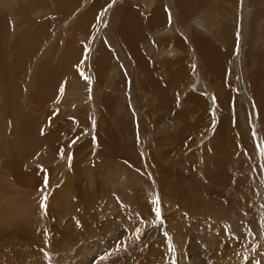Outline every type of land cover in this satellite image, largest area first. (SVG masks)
I'll return each instance as SVG.
<instances>
[{
	"label": "rangeland",
	"instance_id": "1",
	"mask_svg": "<svg viewBox=\"0 0 264 264\" xmlns=\"http://www.w3.org/2000/svg\"><path fill=\"white\" fill-rule=\"evenodd\" d=\"M74 1L64 0L58 4L56 0H40L39 3L32 0V4L36 3L39 7L44 5L49 8L43 7L41 10L38 9L32 12L31 16L28 15L30 22L34 21L37 23V25L36 23L28 25L26 24L28 22L25 21L27 20L26 14L21 8L24 7V4L25 6L26 4L28 5L29 0H0V12L3 11L7 18L2 14L3 12L0 14L6 18L4 23L7 22L8 24L5 23L6 27L3 25L0 30V33L2 32V35H0V264H27L33 262L36 258H40L41 255H43V258L46 256V259L44 258L46 260L44 261L45 264H63L64 261V264H78V262L79 264H102L105 259L106 264H132V262L134 264H152L153 262L155 264H163L167 259L169 264H185V259L193 261L195 264H200V262L208 258V254L211 252L208 250L210 244H205L203 241L207 239L204 238L202 240L203 246H200V242H197L198 239L201 241L199 228L211 232L212 221L214 220L213 215L220 213L218 208H213L210 205V201L213 198L220 202L221 207L232 205L233 208H230L227 214L239 220L234 221L240 229L244 228L248 234L246 241L240 242L241 246L264 239V128L259 119L258 107L255 104L253 92L245 80V74H247L245 58L248 55L247 51L254 43L250 33L252 32L251 23L254 8L251 6L250 1L209 0L206 5L198 9L200 13L198 14L197 11H194V18L189 20V28L198 30L200 34L205 35L207 38L216 36L217 25L210 21V18L216 13H219L220 19H226V23L228 20V23L234 21V24H236L233 28L235 33L232 32L233 40L235 39V54L233 53L234 58L230 60L229 72L232 75L233 93L237 97V106L231 108V113L226 120L230 121L232 116H236L237 126L241 128L240 131L242 132L240 134L236 132L230 142L226 143L227 151L226 145L223 146L225 152L222 154L214 152L209 144V141L216 135L218 123L225 119V112L220 108L215 95L216 90L214 89L216 88L210 86L205 88L203 78L199 77L202 68L195 64L197 53L192 46L188 52L192 57L193 71H182V65L178 64L179 60L177 61V59L184 58L185 54L182 50L174 47L172 40L163 38L172 36L176 32L182 33L185 38L189 37L188 29L181 26L178 17L175 15L173 0H162L167 17L165 24L154 31L147 28L140 31L139 33L143 34L145 39L138 44V47L145 61L149 64V61H151V64H155L158 61L157 66L162 67V69H157L160 70L157 78L164 88H168L166 81L171 78L172 72H175L173 70L178 72L173 73L174 81L177 82L175 87L171 86L172 88L164 94L166 96L164 101L167 102L171 99V104L175 103L176 111H181V113H187L188 111L187 121L190 123L187 122V124H190L189 126L192 125V128L194 126L193 129H189V132L191 130L192 133L190 132L188 136L187 130L183 132L184 134H181V128H178L176 120L172 121L170 118H168L169 120L165 118L164 123L157 120L158 114L166 115L164 110H160L162 108L157 107L158 111L155 110L160 98L157 96L158 99L154 102V93L147 91L148 95L147 93L144 95V91L139 89L138 84L140 82L137 79L139 74L136 71L137 66H135L137 64L130 59L131 53L125 43H122L118 38H113L112 40L111 33L109 34L111 31L109 24H111L112 20V11L117 9L121 3L140 4L143 9V17L146 18L152 13L150 8L152 0H114V2L113 0H100L99 7L97 5L98 1L95 0H76L73 3ZM55 7L59 8L57 9L59 12L55 10ZM68 7H71V9ZM132 9L135 10L133 7ZM231 10L233 15L229 14ZM207 11L209 14L213 13L214 15H204L206 19H203V14ZM223 15L224 17H222ZM85 16L89 20L83 21V24L85 23L87 26L81 28L79 26L82 22L79 23L78 20ZM38 24L44 27L42 31L40 29L33 34L35 25L38 27ZM77 25L79 26L77 27ZM29 28L30 32L27 30ZM22 29L28 31H26V35L30 36V40L36 37V39H32L33 42L32 40H27L26 38L29 36H26L25 40L27 42L30 41L28 45L34 43L37 45L35 42L37 36L42 38L36 49L33 48V54L28 57L29 61L27 60V63L24 61L27 58L19 55L17 50L20 47L18 44L21 42L16 39L19 38L22 41L21 37L23 39L25 37L20 34L23 32L21 31ZM32 29H34L33 32ZM43 33L44 36L42 37ZM157 37L163 39L160 40ZM13 39L19 43H16ZM258 46L259 48L264 46L263 42L259 41ZM150 50L154 51L151 52ZM162 50H168L169 55ZM162 52L165 54L163 55ZM101 57L103 61H105L104 59L108 60L110 65L107 66L105 71L98 73L95 61ZM14 60L17 62L19 60V62L16 63ZM162 60L165 63L169 61L167 63L169 65L172 63V65H166L167 63L165 64ZM172 60H174V63L177 62V65ZM161 61L162 64L159 63ZM157 66L155 68H159ZM113 68H118V71H114ZM8 69L10 73L6 71ZM166 69L168 71L173 70L167 74ZM179 73L182 74L179 75ZM249 74L247 75L249 76ZM201 75L204 76L203 73ZM17 77L19 78L17 79ZM178 83L183 86H179ZM30 89L34 91L33 98L29 96ZM35 89L37 92H35ZM193 93L206 97L210 103L212 108L210 124L212 128L208 129L209 124L208 127L204 126L206 130H199L200 127H204L198 125L197 122L200 121L196 122L195 115L191 112V105L187 102L188 95ZM31 103L33 104L32 106L30 105ZM19 111L23 112V115L30 113L29 115L32 116L34 129H37L36 131L34 130L37 133L35 135L38 140H36L40 144L34 140L35 143L32 142V145L29 144L28 146V144L21 141L20 115L17 114ZM152 113L155 115L152 116ZM117 116L120 119L122 118V120L119 121V118H114ZM115 120L118 122H114ZM72 122L73 124L76 123L74 130L72 128L76 137L74 138V135L69 136L65 139L66 141L56 143L55 133L58 132L59 127L63 129L72 125ZM103 129L105 131H102ZM107 130L109 132L112 130V132L116 133L117 142L123 147L122 153H116L114 149V153L107 150V148H111L109 143L111 139L105 138ZM15 132L17 133L16 135ZM102 135L105 138L102 139L105 141L102 139L100 141ZM18 139L19 141H16ZM103 142L105 145H102L104 146L100 144ZM23 144H25V149ZM54 147L58 148L55 149ZM153 158L158 159L155 168L153 166V161H155ZM157 163L164 164L171 169V173L169 172L171 179H169L170 174L166 178H162V175H159ZM129 174H131V177L128 176ZM110 175L113 176L110 177ZM224 175L226 177H223ZM68 178H70V181ZM103 178L107 181L104 182ZM43 181L44 183H42ZM99 182H102V185ZM60 183L62 186H60ZM112 185L115 188H123L124 192L128 189L129 191L127 190L126 192L134 198L132 201L136 202L137 206L141 202L140 199L145 202L144 198H146L150 209L146 205L147 207H145L148 210L145 208V212L151 214L150 211H152L156 218L155 221L151 220L152 216L149 217V220L147 219L148 217H143L140 212H138L139 218L132 224L117 220L114 217L116 214L110 215L109 209L113 203L116 202L119 205L120 211H123V208L127 205L116 196L121 190H112L114 188ZM133 185H137V190H140L141 193L139 197L134 193L138 201H135V195L131 192L130 187H133ZM69 186L71 189H69ZM32 189H35V191ZM105 189L107 190L105 191ZM126 192L125 195L127 196ZM191 193L196 200L193 207L187 205L189 203L188 195H191ZM44 197H47V199L45 200ZM157 198L159 200L158 204L154 203ZM178 198L182 202L188 203L186 204L187 208L182 207L177 212V215H175L176 219L175 216V218L172 216L174 213L172 211L177 208L174 207V203H177ZM56 205L60 207L53 209ZM61 206L64 212L67 211L66 213L63 214ZM65 206L66 208H64ZM157 208L160 210L158 217ZM49 211L52 212L50 213ZM240 213L244 218H242ZM82 214L85 215L82 216ZM110 216L116 219L112 217L110 219ZM84 217L85 219L87 217L91 218L87 222L94 224V229L92 224H89V226H92L89 227L88 223L84 222ZM92 217L94 219L98 217L96 220L99 222L94 221ZM39 221L42 224H39ZM101 223L102 226H110L112 230L115 229L113 234L107 237L98 234H93L94 237L91 236L89 232L92 230H95L94 233L99 232L98 226ZM139 223L143 227L137 234L140 239L142 236L145 237H142L145 240L136 239V241V237L132 238V233L133 228ZM48 224L51 228L48 227ZM227 224L228 222L220 223V229H222L223 233L219 231L220 229L216 231L218 238H221L224 242V249L228 246V248H231L233 245L231 242L233 239L229 234ZM65 225L66 228L64 227ZM75 227H78L80 232ZM66 229L72 231H70L72 234L70 241L60 239L63 237L60 234L63 235V231H66ZM141 230L144 232H140ZM68 231H66L67 233L64 236L68 237L70 235ZM77 232L79 234L76 237L74 233L77 234ZM226 232L229 236H226ZM223 235L228 239L225 238L224 240ZM78 236L83 237L79 238ZM95 236L99 240H103L101 239L102 237L104 238V242H101L102 245L104 244L103 246L96 244L98 240L91 244L84 243L90 241L91 237L95 238ZM83 238L87 240L85 241ZM131 240L132 242H130ZM227 242L228 244H226ZM134 243L137 245L135 246ZM81 245L85 246V248L81 247ZM106 245L113 247L114 257L112 256L113 253L111 255L106 252L103 253L105 250L103 248ZM64 246H66V249ZM232 249L233 247L229 250ZM254 249V251L248 252L247 257L242 254L243 257L241 256L242 258L238 259L237 262L240 264H246V262L256 264L254 261L257 260L259 252L262 251V245H256ZM229 250L227 249V251ZM112 251L110 250V252ZM71 252L75 254L73 255ZM34 254L36 257H34ZM107 254L110 258L109 256L104 257ZM70 256H74L72 257L73 260ZM27 257L28 259H26ZM53 257H60V259H56L58 260L57 262ZM52 258L54 259L53 261ZM62 258L63 262L61 261ZM74 258L78 262L74 261ZM22 259H24V263H21L23 262ZM25 259L28 260L27 263ZM157 259H161L160 263H156ZM258 259L260 258L258 257ZM140 260L142 261L141 263ZM262 263H264V260L257 264Z\"/></svg>",
	"mask_w": 264,
	"mask_h": 264
},
{
	"label": "bare ground",
	"instance_id": "2",
	"mask_svg": "<svg viewBox=\"0 0 264 264\" xmlns=\"http://www.w3.org/2000/svg\"><path fill=\"white\" fill-rule=\"evenodd\" d=\"M34 1H36V2H38L39 3V1L40 0H33V2ZM57 1V3L58 4H60V3H62L64 0H56ZM66 1H68V0H66ZM76 1V0H75ZM75 1L73 2V3H75ZM95 1H98L97 3V5H98V7H99V3H100V0H95ZM220 1H222V0H220ZM229 2L231 1V0H228ZM250 1V4H251V6H253V8H254V12H253V14H252V23H251V31L252 32H250L251 33V36H252V39L254 40V43L252 44V47L247 51L248 53V55H246V62H245V65H246V67L245 68H247V71H246V73L247 74H249V72H250V74H249V76L247 75V74H245V80H246V82H247V85L251 88V90H252V92H253V96H254V99H255V101H256V105H257V107H258V115H259V119H260V121L262 122V124H263V128H264V46H262L261 48H259V46H258V42L259 41H262L263 42V44H264V15H263V13H264V0H249ZM32 2V0H29V3H28V5L26 4V6H25V4H24V7L23 8H21V10H23V12H24V14H26L25 16L27 17V20H25V21H27L28 23H26V24H28V25H33L34 23H36V22H30V17L28 16V15H30L32 12H34L35 10H38V9H42L43 7H47V8H49L48 6H44V5H42V7H39V6H37L36 5V3H34V4H32L31 3ZM209 2V0H173V9H174V12H175V15L178 17V20H179V23L181 24V26H184L186 29H188V34H189V37L188 38H185V36L182 34V33H175V34H173L172 36H169V37H163V38H167V40H169L170 39V41L172 40V42L174 43V47H177L178 49H180V50H182L183 51V53L185 54V57L184 58H181V59H177V61H178V64H181L180 66L182 67V71H187V70H192L193 71V67H192V64H191V61H192V57L190 56V53L188 52V51H190V47L192 46L193 48H194V50H195V52L197 53V57H196V60H195V64L196 65H199L202 69L200 70V72L201 73H203L204 74V76L206 77H204V76H202L201 75V73H199L200 75H199V77H201V78H203V80H204V85H205V88H207L208 86H210V87H214V88H216V89H214V90H216V97H217V99H218V104H219V106H220V108L225 112V119L223 120V121H221L220 123H218V127H217V129H216V135H214V137L209 141V144L212 146V148H213V151L214 152H217V153H220V154H222V153H224L225 151V149L223 150V146L224 145H226V143H228V142H230V140L233 138V136L235 135V133L237 132V133H239L240 134V132H242V131H240V129L241 128H239L238 126H237V123H238V121H237V118H236V116H232L231 118H230V121H227L226 119H227V117L229 116V114L231 113V108H233V107H236L237 106V97L235 96V94L233 93V80H232V75L230 74V72H229V63H230V60L232 59V58H234V43H235V39L233 40V36H232V32H234L235 33V29L233 30V28L235 27V25L236 24H234V21L232 22V23H228L229 21L227 20V23L225 22L226 21V19H224L223 18V20L222 19H220L219 18V13H216L215 15L212 13V14H209L208 13V11L207 12H205L204 14H203V19H206V17H204V15H207V16H210V15H214L212 18H210V21L213 23V24H216L217 25V33H216V36L214 37V38H207V37H205V35H202V34H200L199 33V31L198 30H194L193 28H189L190 27V25H189V20L190 19H192V18H194V11L196 12H198V9L200 8V7H202V6H204V5H206L207 3ZM225 2H227V1H225ZM31 3V4H30ZM162 3H163V1L162 0H152L151 1V3H150V8L152 9V13H151V15L149 16V17H146V18H144L143 17V9H142V7L140 6V4H138V3H134L133 5H130V4H128L127 2H123V3H121L120 5H119V7L117 8V9H115L114 11H112V20H111V24H109V26H110V32H109V34L111 33V39L113 40V38L114 39H119L122 43L124 42L125 43V46L128 48V51L131 53V56H129L130 57V59L131 60H133V62H135V64H137V65H135V66H137V69H136V71L138 72V74H139V78H137L138 80H139V82H140V84H141V86H140V84H138V86L140 87L139 89L140 90H142V91H144V95H145V93H147V91L150 93V92H152V93H154V102L158 99L157 98V96L160 98V100H159V102H158V104H157V106H156V109L155 110H157L158 111V108H162V109H160V110H164L166 113V115H160V114H158V119L157 120H159L160 122H163L164 123V120H165V118H170V120H176L175 122H176V124L178 125V128L180 127L181 129V134L183 133V132H185L186 130H187V136L189 135V133L191 132L192 133V131L190 130V132H189V129H193L194 128V126H193V128H192V125L191 126H189L188 124H187V115H188V111H187V113L186 112H184V113H181V111H176L175 110V107H174V104L175 103H173V105L171 104V102H172V100L170 99V100H168L167 102H165L164 101V98H166V96L164 95L170 88H172L171 86H173V87H175V83L177 82H175L174 80V76H173V73H175V72H177L176 70H173V71H175V72H172V70L171 71H168V69H166V73L168 74V73H170V72H172V76H171V78L169 79V80H167L166 81V84H168L167 86H168V88L166 89V88H164L162 85H161V83H159V79L157 78V75H158V71H160V70H157V69H162V67L160 66H157L158 65V61H156V63L154 64H151V61H149L150 62V64L147 62V61H145L144 60V57H143V55H142V53H141V51H140V49H139V47H138V44H140V42L143 40V39H145V37L143 36V34H140L139 32L140 31H143V29H151V30H155V29H157V28H160L159 26H161L162 27V25H164L165 24V22H166V20H167V17H166V12H164V5H162ZM75 5H77V4H75ZM96 5V6H97ZM225 5V4H224ZM23 6V5H22ZM57 6V5H56ZM62 6V5H61ZM66 6V5H65ZM69 6V5H68ZM71 6V5H70ZM96 6H95V8H96ZM64 7V6H63ZM132 7L135 9V10H133L132 9ZM230 7V6H229ZM35 8V9H34ZM56 8V9H55ZM55 8H53V9H55V10H57V9H59L58 7H55ZM66 8V7H65ZM69 9H71V7H68ZM61 9H63V8H61ZM68 9V10H69ZM230 9H232V8H230ZM3 10V9H2ZM50 10V9H49ZM67 10V9H66ZM46 11V10H45ZM58 11V10H57ZM57 11H55V12H57ZM61 11V10H60ZM3 12V11H2ZM2 12H0V13H2ZM23 12H21V13H23ZM59 12V11H58ZM64 12V11H63ZM49 13V12H48ZM47 13V14H48ZM62 13V12H61ZM65 13V12H64ZM200 12H198V14H199ZM6 18H7V16H6V14L3 12L2 13ZM33 14V13H32ZM59 14V13H58ZM230 15H233V13H232V10L230 11V13H229ZM3 15H1L0 14V30L3 28V25L6 23L7 24V22H5L4 23V21H6L5 19V17H3ZM15 15H16V13H15ZM23 15V14H22ZM49 15V14H48ZM31 16V15H30ZM44 16V15H43ZM23 17V16H22ZM45 17V16H44ZM222 17H224V15L222 16ZM24 18V17H23ZM40 18H41V16H40ZM90 18V17H89ZM228 18V17H227ZM89 19H87V16H85V17H83L82 19H79L78 20V22L80 23V22H82V24H80V26L79 25H77V27L79 26V27H84V26H87V25H85V23L83 24V21H88ZM19 24V23H18ZM77 24V23H76ZM205 26H207L205 23H203ZM8 25V24H7ZM36 25H37V23H36ZM36 25H35V31H34V29H32V32H33V34H35V32H38L40 29H41V31H42V28L44 27L43 25H39L38 24V27H36ZM5 27H6V25H4ZM31 27V26H30ZM34 27V26H33ZM8 28V27H7ZM21 28V27H20ZM115 29V30H114ZM4 30V29H3ZM28 31L30 30V28L29 29H27ZM27 30H21V31H23L22 33H20L21 35L23 34V36H25L24 37V39H23V37H21V40L22 41H20L19 40V38H15L17 41H19V42H23L22 44L20 43V44H18L20 47H19V49L17 48V50L19 51V55H21L22 57H24V58H27L26 60H24L25 62L28 60L29 61V59H28V57H30L32 54H33V52L32 51H34L33 50V48L34 49H36V47H37V45H39L40 44V42H41V39L42 38H40V37H38L37 36V40L35 41L36 43H37V45L34 43V44H32V45H28V43L32 40V39H36V37L35 38H32L31 40L29 39L30 38V36L28 37L27 35H26V31ZM117 30V31H116ZM5 31H7L6 29H5ZM27 31V32H28ZM24 32H25V35H24ZM30 32V31H29ZM31 32V33H32ZM6 33V32H5ZM30 33V34H31ZM141 33H143V32H141ZM253 33V34H252ZM20 34H19V36H20ZM28 34V33H27ZM0 35H2V32L0 33ZM5 35V34H4ZM17 36H18V34H17ZM17 36H15V37H17ZM26 36L28 37V38H26ZM33 36V35H32ZM42 37L44 36V33L41 35ZM5 37V36H4ZM25 38L27 39V40H30L29 42H27V40H25ZM157 38H159L160 40L161 39H163V38H161V37H157ZM7 40V39H6ZM14 40V39H13ZM16 40H14L16 43H19V42H17ZM27 42V44H26V42ZM33 41V40H32ZM157 41H158V39H157ZM34 42V41H33ZM159 42V41H158ZM32 43V42H31ZM221 43V45H219V44ZM217 44H218V46H217ZM173 47V48H174ZM16 49H15V51H17ZM151 51V50H150ZM152 51H154V50H152ZM151 51V52H152ZM163 52L165 51V53H169V51L167 50H162ZM149 52V51H148ZM156 52V51H155ZM162 52V53H163ZM3 53H4V51H3ZM17 53V52H16ZM48 53H50V52H48ZM165 53H163V55L165 54ZM234 53V54H233ZM63 55V54H62ZM148 55H150V54H148ZM158 55V54H157ZM162 55V54H161ZM169 55V54H168ZM147 57V56H146ZM150 57H151V55H150ZM152 57H155V56H152ZM158 57H162V56H158ZM106 58V57H105ZM156 58V57H155ZM16 59V58H15ZM32 59V58H31ZM17 60V59H16ZM105 61H103L102 60V57L101 58H99L98 60H96L95 61V64L97 65V67H98V73H101L102 71H105V69L107 68V66H109L110 65V63H109V61L108 60H106V59H104ZM143 60H144V62H143ZM150 60V59H149ZM159 60V59H158ZM167 60V59H166ZM176 60V59H175ZM15 61V60H14ZM163 61V60H162ZM162 61L161 62H159V63H161L162 64ZM174 60H172V62H173ZM16 63H18L19 62V60H18V62L17 61H15ZM164 63H165V61H163ZM167 62H169V61H166V63ZM171 62V61H170ZM27 63V62H26ZM25 63V64H26ZM49 64H50V62H48ZM163 63V64H164ZM165 63V64H166ZM174 63V62H173ZM198 63V64H197ZM247 63V64H246ZM174 64H176L177 65V62H175ZM190 64V65H189ZM11 65H13V64H11ZM166 65H169L168 63L166 64ZM166 65H164L165 66V68H167L166 67ZM172 65V63L169 65V66H171ZM5 66V65H4ZM14 66V65H13ZM17 66V65H16ZM27 66V65H26ZM155 66H157V67H159V68H155ZM116 67V66H115ZM196 67V66H195ZM7 68V67H6ZM114 69V71H118V68H113ZM196 69V68H195ZM194 69V70H195ZM7 72H9V69L8 70H6ZM11 71V70H10ZM108 71V70H107ZM113 71V70H112ZM196 71V70H195ZM120 72V71H119ZM180 72V71H179ZM10 73V72H9ZM11 73H12V71H11ZM15 73H17V72H15ZM165 73V72H164ZM178 73V72H177ZM115 74V73H114ZM180 74H182V73H179V75ZM178 75V74H177ZM177 75H175V76H177ZM188 75V74H187ZM185 76V75H184ZM191 76V75H190ZM179 77V76H178ZM177 77V78H178ZM249 77H250V79H249ZM19 77H17V79H18ZM34 78V77H33ZM97 78H99V77H97ZM160 78V77H159ZM176 78V79H177ZM180 78V77H179ZM207 79V80H206ZM97 81V80H96ZM169 81V82H168ZM34 82V81H33ZM138 82V83H139ZM183 82H185V81H183ZM121 83V82H120ZM181 84V83H180ZM100 85V84H99ZM124 85H125V83H124ZM178 85H179V83H178ZM177 85V86H178ZM182 85V84H181ZM181 85H179V86H181ZM178 86V87H179ZM183 86V85H182ZM76 88V87H75ZM182 88V87H181ZM183 89V88H182ZM40 90V89H39ZM110 90H112V89H110ZM212 90V89H211ZM210 90V91H211ZM33 92L34 91H32V89H30L29 90V96L30 97H32L33 98ZM35 92H37L36 91V89H35ZM177 92V91H176ZM175 92V93H176ZM36 94V93H35ZM147 95H148V93H147ZM168 95V94H167ZM37 96V95H36ZM169 96V95H168ZM189 96V98H187V102H188V104H190L191 105V112L195 115V117L194 118H196V122L197 121H200V122H197L198 123V125L199 126H202V127H204V126H207L208 127V125L211 123L210 121L212 120V117H211V105H210V103L208 102V100L206 99V97L204 98L203 96H200V95H198V94H195V93H193V94H189L188 95ZM106 97H107V95H106ZM109 97V96H108ZM147 97V96H146ZM193 97V99H191ZM195 97V98H194ZM28 99H29V97H27ZM31 98V99H32ZM110 98V97H109ZM35 99V98H34ZM114 100H115V98H113ZM150 99V98H149ZM173 99V98H172ZM104 100H106V99H104ZM175 100V99H174ZM29 101V100H28ZM110 101V100H109ZM35 102V101H34ZM33 102V103H34ZM108 102V101H107ZM136 102V101H135ZM236 102V103H235ZM109 103V102H108ZM152 103H153V101H152ZM37 104V103H36ZM149 104H151L150 102H149ZM31 106L33 105L32 103L30 104ZM30 105H29V107H30ZM112 105V104H111ZM255 105V106H256ZM19 107V106H18ZM33 107H35V106H33ZM158 107V108H157ZM108 108H110V107H108ZM152 108V107H151ZM154 108H155V104H154ZM153 108V109H154ZM29 109V108H28ZM34 110H35V108H34ZM23 111V110H22ZM30 112H31V107H30ZM34 112V111H33ZM154 112V111H153ZM23 113V112H22ZM20 111L17 113V114H19L20 116H19V120H20V137H21V141L22 142H24L25 144H28V146H29V144H31L32 142H34V140H36L37 138H36V135L35 134H37V133H35V131L37 130H35L34 129V126H33V122H32V116L31 115H26L25 113V115H23ZM115 113V112H114ZM117 114V113H116ZM35 115V114H34ZM155 114H153L152 113V116H154ZM161 116V117H160ZM143 117H145L144 115H143ZM114 118H119L118 116L117 117H114ZM154 118V117H153ZM120 120H122V118L120 119L119 118V121ZM169 120V119H168ZM168 120H166V122H168ZM16 121V120H15ZM114 122H118V121H114ZM171 122V121H170ZM155 123H156V121H155ZM188 123H190V122H188ZM65 124V123H64ZM63 124V125H64ZM67 124V123H66ZM76 124V123H75ZM75 124H73V122H72V125H70V126H68V127H65V128H63V129H61V127H59V130H58V132L57 133H55V142L56 143H61V142H63L66 138H68L69 136H73L74 135V138L76 137V134L73 132V130H74V128H75ZM116 124H118V123H116ZM184 124V125H183ZM1 125H3V124H1ZM12 125H14V124H12ZM62 125V124H61ZM157 125V124H156ZM183 125V126H182ZM195 125H196V123H195ZM19 126V125H18ZM121 126V125H120ZM3 127V126H2ZM185 127V128H184ZM18 128V127H17ZM36 128V127H35ZM72 128H73V130H72ZM177 128V129H178ZM195 128H197V127H195ZM206 127H204V128H199V130L201 129V130H206L205 129ZM210 128H212V126H211V124H210V126L208 127V129H210ZM3 129V128H2ZM183 129V130H182ZM3 130H5V129H3ZM35 130V131H34ZM64 130V131H63ZM15 131V130H14ZM18 131V130H17ZM102 131H105L104 129L102 130ZM109 131L107 130V132H106V135L107 136H105V138L106 139H111V142H110V140H109V143H110V146H111V148L109 149V148H107V150H110V152L112 151L113 152V149L114 150H116V153H122L123 151H122V149H123V147L121 146V145H119V143L117 142V135H116V133H114V131L112 132V130H110V132L108 133ZM118 132V131H117ZM4 133V132H3ZM51 133V132H50ZM104 133V132H103ZM17 133L15 132V135H16ZM39 134V133H38ZM47 134V133H46ZM102 134V133H101ZM184 134V133H183ZM14 135V134H13ZM186 135V134H185ZM39 137V136H38ZM45 138V137H44ZM43 138V139H44ZM103 138V135L100 137V141H101V139ZM105 138H103V139H105ZM185 138V137H184ZM51 139V138H50ZM53 140H54V138H52ZM102 139V140H103ZM183 139V138H182ZM38 140V139H37ZM36 140V141H37ZM42 140V139H41ZM41 140H40V142H41ZM155 140H157V139H155ZM180 140V139H179ZM16 141H19V139L18 140H16ZM66 141V140H65ZM103 141H105V140H103ZM158 141V140H157ZM173 141V140H172ZM175 141H177L176 139H175ZM182 141V140H181ZM186 141V140H185ZM38 142V141H37ZM36 142V143H37ZM43 142V141H42ZM123 142V141H122ZM131 142V141H130ZM167 142V141H166ZM18 143V142H17ZM35 143V142H34ZM39 143V142H38ZM46 143V142H45ZM53 143V142H52ZM179 143H180V141H179ZM217 143H218V145H217ZM25 144H23V148L25 149V147H24V145ZM40 144V143H39ZM64 144V143H63ZM101 145L102 144H104V142L103 143H100ZM99 144V145H100ZM107 144H108V141H107ZM122 144V143H121ZM182 144V143H181ZM184 144V143H183ZM19 145V144H18ZM22 145V144H21ZM32 145V144H31ZM45 145H47V144H45ZM105 145V144H104ZM104 145H102V146H104ZM39 146V145H38ZM38 146H36V147H38ZM60 146V145H59ZM63 146V145H62ZM34 147H35V144H34ZM34 147H33V149H34ZM156 147H158V146H156ZM176 147V146H175ZM226 147V151H227V145L225 146ZM51 148V147H50ZM55 148V147H54ZM54 148H53V150H54ZM56 148H58V147H56ZM55 148V149H56ZM60 148V147H59ZM103 148V147H102ZM28 149V148H27ZM36 149V148H35ZM61 149V148H60ZM59 149V150H60ZM84 149V148H83ZM29 150V149H28ZM28 150H25V151H28ZM101 152V151H100ZM114 153V152H113ZM125 153V152H124ZM170 153V152H169ZM169 155V154H168ZM155 161H153V166H154V168H155V165H156V162L158 161V159L156 160V158H153ZM161 162V161H160ZM158 164V163H157ZM164 166V167H163ZM157 169H158V171L160 172V174L159 175H162V178L163 177H167L170 173H171V169L170 168H168V167H166L164 164H158L157 165ZM16 170V169H15ZM128 170H130V169H128ZM109 171V170H108ZM113 171V170H112ZM1 172V171H0ZM90 172V171H89ZM166 172V173H165ZM170 172V173H169ZM226 172V171H225ZM223 173V172H222ZM78 174V173H77ZM76 174V175H77ZM97 174V173H96ZM108 174V173H107ZM111 174V173H110ZM133 174V173H132ZM173 174V173H172ZM224 174V173H223ZM228 174V173H227ZM32 175H34V173H32ZM40 175V174H39ZM65 175H67V174H65ZM68 175H69V173H68ZM79 175V174H78ZM86 175H87V173H86ZM91 175V174H90ZM109 175V174H108ZM115 175V174H114ZM120 175V174H119ZM123 175V174H122ZM131 174H129L128 176H130ZM158 175V176H159ZM16 176V175H15ZM41 176V175H40ZM63 176V175H62ZM81 176V175H80ZM82 176H84V175H82ZM103 176H104V174H103ZM102 176V177H103ZM111 176H113V175H110V177ZM126 176V175H125ZM222 176V175H221ZM228 176V175H227ZM42 177V176H41ZM51 177H53V176H51ZM67 177V176H66ZM65 177V178H66ZM75 177V176H74ZM87 177V176H86ZM91 177V176H90ZM89 177V178H90ZM94 177H96V176H94ZM115 177V176H114ZM119 177V176H118ZM124 177V176H123ZM131 177V176H130ZM137 177V176H136ZM223 177H226L225 175L223 176ZM222 177V178H223ZM230 177V176H229ZM88 178V177H87ZM98 178V177H97ZM101 178V177H100ZM117 178V177H116ZM121 178V177H120ZM120 178H118V179H120ZM127 178V177H126ZM129 178V177H128ZM159 178V177H158ZM231 178V177H230ZM52 179V178H51ZM70 178H68V180H69ZM94 179V178H93ZM104 179V178H103ZM105 179H107L106 177H105ZM104 179V182L105 181H107V180H105ZM110 179V178H109ZM169 179H171V174H170V177H169ZM228 179V178H227ZM1 180V179H0ZM47 180V179H46ZM96 180H98V179H96ZM102 180V179H101ZM112 180V179H111ZM224 180V179H223ZM70 181V180H69ZM89 181H90V179H89ZM103 181V180H102ZM124 181V180H123ZM129 181H130V179H129ZM138 181V180H137ZM224 181H226V180H224ZM47 182V181H46ZM64 182H65V179H64ZM64 182H63V185H64ZM71 182H72V180H71ZM92 182H95V181H92ZM108 182H109V180H108ZM124 182H128L127 180L126 181H124ZM42 183H44V181L42 182ZM74 183V182H73ZM101 185H102V182H99ZM110 183V182H109ZM109 183H107V184H109ZM174 183V182H173ZM35 184V183H34ZM48 184V183H47ZM61 184V183H60ZM65 184H66V182H65ZM91 184V183H90ZM123 184V183H122ZM134 184V183H133ZM42 185V184H41ZM86 185V184H85ZM135 185V184H134ZM133 185V187H130L131 188V192L133 193V195H137V197H139L140 195H141V193H140V190H137V185L136 186H134ZM27 186H29V185H27ZM32 186H34V185H32ZM36 187H37V185H35ZM55 186H56V183H55ZM60 186H62V184L60 185ZM65 186V185H64ZM95 186V185H94ZM107 186V185H106ZM105 186V187H106ZM113 186V185H112ZM47 187V186H46ZM70 187V186H69ZM74 187V186H73ZM103 187V186H102ZM110 187V186H109ZM114 187V186H113ZM30 188V187H29ZM33 188V187H32ZM56 188V187H55ZM55 188H53L54 190H55ZM61 188V187H60ZM94 188V187H93ZM125 188V187H124ZM189 188V187H188ZM43 189V188H42ZM62 189V188H61ZM61 189H60V192H61ZM69 189H71V187L69 188ZM108 189V188H107ZM107 189H105V191L107 190ZM116 189H118V191H120V193H118L116 196L117 197H119V199H121L122 200V202H125V204H127L124 208H123V211H120L119 210V208H118V204L115 202V203H111L112 205L110 206V209H109V213H110V215L111 214H116V216H114V217H116L117 218V220H121L122 222H125V223H129V224H132L133 222H135V220H137L138 218H139V214H138V212H140V214H142L143 215V217H148L147 219H149V217L150 216H152V218H151V220L152 221H155V215H153V213H152V211H150L151 212V214L150 213H148V212H145L146 210H148V209H150V207H149V205H148V202L146 201V198H144V200H145V202L143 201V199H140V203H138V206H137V203L136 202H134V201H132V199H134V198H132L130 195H128L129 193H127L126 191L128 190H126L125 192L127 193V196L125 195V192H124V189L123 188H119V187H114V188H112V190H116ZM32 190H34L35 191V189H32ZM46 190V189H45ZM77 190V189H76ZM188 190V189H187ZM47 191V190H46ZM57 191V190H56ZM129 191V190H128ZM52 192V191H51ZM63 192V191H62ZM78 192V191H77ZM112 192V191H111ZM95 193V192H94ZM117 193V192H116ZM135 193V194H134ZM142 193H144V192H142ZM52 194H54L53 192H52ZM51 194V195H52ZM59 194V193H58ZM72 194V193H71ZM112 194V193H111ZM144 194H146V193H144ZM136 195H135V199L137 198L136 197ZM178 195V194H177ZM183 195H184V193H183ZM90 196V195H89ZM143 196H146V195H143ZM55 197V196H54ZM167 197V196H166ZM186 197V196H185ZM184 197V198H185ZM188 197H189V203L188 202H185V201H181V199H179L178 201H176L177 203H174V207H177L176 209H173V211L172 212H174L173 213V217L175 216V215H177V212H179V210L180 209H182V207H185V208H187L186 207V204L188 205V206H190V207H193V206H195V198H193L192 197V193H191V195H188ZM61 198V197H60ZM63 198V197H62ZM93 198V197H92ZM96 198V197H95ZM94 198V200H96ZM161 198V197H160ZM164 198H165V196H164ZM177 198V197H176ZM181 198H182V196H181ZM52 199V198H51ZM113 199V198H112ZM165 199H167V198H165ZM174 199V198H173ZM173 199H171V200H173ZM197 199V198H196ZM110 200H111V198H110ZM109 200V201H110ZM185 200V199H184ZM187 200V199H186ZM135 201H138L137 199L135 200ZM163 201H164V199H163ZM56 202H57V200H56ZM94 202H96V201H94ZM111 202V201H110ZM121 202V203H122ZM132 202V203H131ZM165 202H166V200H165ZM173 202V201H172ZM191 202V203H190ZM51 203H52V200H51ZM63 203H65V202H63ZM67 203V202H66ZM72 203H73V201H72ZM71 203V204H72ZM131 203V204H130ZM141 203H145V204H141ZM198 203V202H197ZM55 204V203H54ZM123 204V203H122ZM168 204V203H167ZM53 205V204H52ZM59 205H60V202H59ZM58 205V206H59ZM66 205V204H65ZM86 205V204H85ZM148 206V209L146 208L147 206ZM209 205V204H208ZM210 205H212L213 206V208L215 207V208H218V210L220 211V213L218 214L217 212H215V213H217V214H214L213 215V217H214V220L212 221V227H211V232H208V231H204V230H202L201 228H199V234H200V238H201V241H200V239H198L197 240V242H200V246H203L204 245V243L206 244V243H209L210 244V248L208 249L211 253H209L208 254V258L206 259V260H203L202 262H200V264H240L239 262H237V260L238 259H241L242 257H243V255L242 254H245L246 255V257L248 256L247 254H248V252H252V251H254L255 249L254 248H256V245H262V251L264 252V239H259V240H257L256 242H252V243H246L245 245H240V242H243V241H246V237H248V234H247V232L244 230V228L243 229H240L239 228V226L235 223V221H239V220H236V219H234V218H232L231 217V215H228L227 214V211H229L230 210V208H233L232 207V205H230V206H226V207H221V204H220V202L219 201H216L214 198L212 199V201H210ZM57 205L55 206V207H53V209H56V207H57V209L60 207H58ZM67 206V205H66ZM66 206L64 207V208H66ZM87 206V205H86ZM123 206H124V204H123ZM146 206V207H145ZM211 206V207H212ZM173 207V208H174ZM210 207V208H211ZM61 208H62V212H63V214L64 213H66L67 211H63V207L61 206ZM60 208V209H61ZM68 208H69V206H68ZM73 208V207H72ZM86 208V207H85ZM92 208H94V207H92ZM103 208V207H102ZM145 208H146V210H145ZM50 209V208H49ZM64 210H66V209H64ZM97 210V209H96ZM212 210V209H211ZM69 211H70V209H69ZM182 211V210H181ZM184 211V210H183ZM218 211V212H219ZM50 213L52 212V211H49ZM49 212H47V213H49ZM54 212V211H53ZM61 212V211H60ZM95 212H97V211H95ZM213 212V211H212ZM226 212V213H225ZM85 213H86V211H85ZM91 213V212H90ZM105 213V212H104ZM165 213V212H164ZM190 213H191V211H190ZM230 213H231V211H230ZM53 214V213H52ZM87 214V213H86ZM91 214H93V213H91ZM90 214V215H91ZM108 214V213H107ZM106 214V215H107ZM166 214V213H165ZM183 214V213H182ZM193 214V213H192ZM192 214H191V216H192ZM227 214V215H226ZM45 215V214H44ZM51 215V214H50ZM67 216H68V214H66ZM85 214H82V216H84ZM97 215V214H96ZM101 215V214H100ZM167 215V214H166ZM201 215H203V214H201ZM240 215H241V213H240ZM87 216V215H86ZM85 216V217H86ZM109 216V215H108ZM242 216V215H241ZM253 216V215H252ZM85 217H84V219H85ZM106 217V216H105ZM111 217L112 218H114L113 216H110V219H111ZM142 217V216H141ZM157 217H158V215H157ZM176 217V216H175ZM174 217V218H175ZM254 217V216H253ZM256 217V216H255ZM83 218V217H82ZM87 218H89V217H87ZM85 219V223L87 222V220L89 221L91 218H89V219ZM98 218V217H97ZM97 218H93L92 217V219H94V221H97V222H99L98 220H96ZM116 218H114V219H116ZM242 218H244L243 216H242ZM48 219V218H47ZM105 219V218H104ZM108 219V218H107ZM128 219H130V221H128ZM147 219H145V220H147ZM176 219H177V217H176ZM39 220V219H38ZM65 220V219H64ZM101 220H103V219H101ZM150 220V219H149ZM235 220V221H234ZM254 221V220H253ZM18 222V221H17ZM59 222V221H58ZM83 222V221H82ZM101 222V221H100ZM104 222V221H103ZM107 222H109V221H107ZM113 222H114V220H113ZM112 222V223H113ZM221 222H228V224H227V227H228V230H229V234H230V236H232V239L233 240H231L230 238V240H231V242L233 243V245H232V247H233V249L232 250H229V249H231V248H228V247H226L225 249H224V247H223V241L221 240V238H218V236L216 235V231H218L219 229H220V223ZM241 222V221H240ZM19 223V222H18ZM64 223V222H63ZM88 223V222H87ZM110 223V222H109ZM115 223V222H114ZM113 223V224H114ZM138 223V222H137ZM39 224H42L40 221H39ZM89 224H92V223H88V226H89ZM96 224V223H95ZM100 224V223H99ZM104 224V223H103ZM108 224V223H107ZM111 224V223H110ZM64 225V224H63ZM67 225V224H66ZM66 225L64 226L65 228H66ZM84 225H86V224H84ZM104 225H106V224H104ZM116 225V224H115ZM137 225V224H136ZM91 226V225H90ZM89 226V227H90ZM92 226H93V229H94V224H92ZM91 226V227H92ZM97 226V225H96ZM96 226H95V229H96ZM152 226V225H151ZM20 227V226H19ZM19 227H18V229H19ZM48 227H49V224H48ZM47 227V228H48ZM60 227V226H59ZM72 227V226H71ZM141 227H143V226H141V224L139 223L137 226H135L134 228H133V233H132V238L134 239V237H136L138 234L137 233H139V232H137L136 230H140V229H142ZM20 228H22V227H20ZM49 228H51V227H49ZM73 228V227H72ZM75 228H78V227H75ZM74 228V229H75ZM83 228V227H82ZM114 228V227H113ZM68 229V228H67ZM66 229V231H68ZM80 229H81V226H80ZM98 229H100L99 230V232L97 231V232H95L94 233V231L95 230H92V231H88L89 232V234L91 235V236H93V234L95 235H103V236H109V235H112L113 234V230H115V229H113L112 230V228H110V226H102V223H101V225H99L98 226ZM176 229V228H175ZM197 229V228H196ZM76 230V229H75ZM74 230V231H75ZM77 230H79V228L77 229ZM152 230H153V228H152ZM151 230V231H152ZM222 229H220L219 231H221ZM242 230H244V231H242ZM63 231V230H62ZM66 231H63V235L62 234H60L61 236H63V237H61L60 239H62V240H64V241H70L69 239H70V236L72 235L71 233H70V231H68L69 233H70V235H68V237L67 236H64V234L65 233H67ZM195 231V230H194ZM198 231V230H197ZM54 232V231H53ZM72 232V231H71ZM76 232V231H75ZM79 232H80V230H79ZM140 232H142V230L140 231ZM144 232V231H143ZM142 232V233H143ZM61 233V232H60ZM68 233V234H69ZM84 233V232H83ZM82 233V235L84 236V234ZM141 233V234H142ZM221 233H223L222 231H221ZM221 233H220V236H221ZM79 233L77 232V234L76 233H74V235L77 237V235H78ZM262 234V233H261ZM67 235V234H66ZM86 235V234H85ZM90 235H89V237H90ZM143 235V234H142ZM141 235V236H142ZM196 235V234H195ZM228 235V233L226 232V236ZM82 236V237H83ZM224 236V235H223ZM229 236V235H228ZM259 236H261L260 234H259ZM259 236H256V237H259ZM65 237H67V238H65ZM72 237V236H71ZM74 237V236H73ZM79 237V236H78ZM82 237H79V238H82ZM86 237V236H85ZM94 237V236H93ZM93 237H91V240L90 241H87V242H84L85 244H91L92 242H94V241H96V240H98V242L96 243L97 245H102V241L104 242V238L102 237L101 239H103V240H99V239H96V238H98V237H96L95 236V238H93ZM143 237V236H142ZM142 237H141V239H140V237H139V240H145V239H142ZM78 238V239H79ZM131 238V239H132ZM143 238H145V237H143ZM207 239V240H203V239ZM225 238H227V237H225L224 236V240H225ZM260 238V237H259ZM262 238V237H261ZM83 239H85V238H83ZM132 239V240H133ZM150 239V238H149ZM228 239V238H227ZM226 239V240H227ZM258 239V238H257ZM50 240V239H49ZM87 239H85V241H86ZM132 240L130 241V242H132ZM135 240H136V238H135ZM202 240L204 241V243L202 242ZM46 241H48V240H46ZM52 241V240H51ZM63 241V242H64ZM100 241V242H99ZM137 241V240H136ZM135 241V242H136ZM148 241V240H147ZM228 241V240H227ZM44 242H45V240H44ZM55 242V241H54ZM62 242V241H61ZM60 242V243H61ZM133 242H134V240H133ZM140 242V241H139ZM138 242V243H139ZM152 242H153V240H152ZM178 242V241H177ZM228 242H230V241H228ZM228 242L226 243V244H228ZM230 242V243H231ZM249 242H250V240H249ZM56 243V242H55ZM54 243V245H56ZM79 243H80V240H79ZM83 243V244H84ZM95 243V242H94ZM145 243H146V241H145ZM259 243V244H258ZM68 244H69V242H68ZM68 244H67V246H68ZM140 244V243H139ZM142 244H143V241H142ZM148 244V243H147ZM179 244V243H178ZM187 244V243H186ZM61 245H63V243H61ZM70 246H72L71 244H69ZM96 245V246H97ZM104 245V244H103ZM102 245V246H103ZM134 245H135V243H134ZM137 245V244H136ZM135 245V246H136ZM76 246V245H75ZM83 245H81V247H82ZM135 246H134V251H135ZM149 246V245H148ZM151 246V245H150ZM155 246V245H154ZM179 246V245H178ZM191 246V245H190ZM226 246V245H225ZM51 247V246H50ZM52 247H53V245H52ZM79 247V246H78ZM33 248V247H32ZM64 248L66 249V246H64ZM71 248V247H70ZM69 248V249H70ZM73 248V247H72ZM76 248V247H75ZM83 248H85V246H83ZM101 248H103V247H101ZM100 248V249H101ZM112 248L113 247H111V246H108V245H106L105 246V248H103V249H105L104 250V252L103 253H108V254H112L113 253V251H112ZM143 248V247H142ZM144 248H146V247H144ZM151 248H152V246H151ZM183 248V247H182ZM184 248H185V246H184ZM62 249V248H61ZM139 249V248H138ZM141 249V248H140ZM159 249H160V247H159ZM187 249V248H186ZM185 249V250H186ZM214 249V250H213ZM227 249L229 250V251H227ZM258 249V248H257ZM50 250V249H49ZM53 251H54V249H52ZM74 251H75V249H73ZM77 250V249H76ZM110 250L112 251V252H110ZM143 250V249H142ZM146 250V249H145ZM144 250V251H145ZM214 252H213V251ZM259 250H261V249H259ZM33 251V250H32ZM65 252H66V250H64ZM103 251V250H102ZM162 251V250H161ZM184 251V250H183ZM259 252V255H258V257L260 258V259H258V257L256 258L257 260H255L254 262L257 264L258 262L260 263V262H263V260H264V254H263V252ZM52 252V251H51ZM56 252V251H55ZM54 252V253H55ZM80 252V251H79ZM122 252V251H121ZM53 253V252H52ZM72 253V252H71ZM81 253V252H80ZM146 253V252H145ZM153 253V252H152ZM38 254V253H37ZM73 254V253H72ZM75 254V253H74ZM73 254V255H74ZM78 254V253H77ZM107 254V256H104V257H108L109 255ZM114 254H115V252L112 254V256L114 257ZM150 254V253H149ZM258 254V253H257ZM22 255V254H21ZM20 255V256H21ZM79 255V254H78ZM84 255V254H83ZM152 255V254H151ZM254 255V254H253ZM27 256V255H26ZM65 256V255H64ZM69 256V255H68ZM76 256V255H75ZM199 256V255H198ZM242 256V257H241ZM30 257V256H29ZM34 257H36V255L34 254ZM71 258L72 257H74V256H70ZM77 257H79V256H77ZM147 257V256H146ZM193 257V256H192ZM44 258L46 259V256H44ZM43 258V255H41V257L40 258H36V260H34L33 262H29V263H27L28 262V260H26V259H28V257L25 259L26 261V263L27 264H45V262L44 261H46L45 259ZM54 258V257H53ZM52 258V261L55 259H60V257L59 258H54L53 259ZM69 258V257H68ZM67 258V259H68ZM109 258H110V256H109ZM154 258V257H153ZM198 258V257H197ZM262 258V259H261ZM30 259V258H29ZM34 259V258H33ZM75 260L74 261H77L78 262V260H76V258H74ZM80 259V258H79ZM189 259H191V258H189ZM244 259V258H243ZM24 259H22V261H23ZM63 260V258L61 259V261ZM65 260V259H64ZM72 260H73V258H72ZM102 260V259H101ZM106 260V259H105ZM105 260L104 261H102V264H106V262H105ZM57 262H58V260H56ZM139 261V260H138ZM160 261H161V259H157V262L156 263H160ZM169 260L167 259L166 261H164L163 262V264H169V262H168ZM185 261H186V263L185 264H195V263H193V261H188L187 259H185ZM195 261V260H194ZM211 261H212V263H211ZM243 261V260H242ZM63 262V261H62ZM86 262V261H85ZM142 261L140 260V263H141ZM197 262V261H196ZM248 262H250V261H248ZM21 263H24V261L23 262H21ZM64 263H65V261H64ZM63 263V264H64ZM70 263V262H69ZM72 263H73V261H72ZM76 263V262H75ZM137 263V262H136ZM139 263V262H138ZM146 263V262H145ZM77 264V263H76ZM78 264H79V262H78ZM81 264V263H80ZM132 264H134L133 262H132ZM143 264V263H142ZM152 264H155L154 262L152 263ZM196 264H199V263H196ZM246 264H251V263H247L246 262ZM262 264H264V263H262Z\"/></svg>",
	"mask_w": 264,
	"mask_h": 264
},
{
	"label": "snow or ice",
	"instance_id": "3",
	"mask_svg": "<svg viewBox=\"0 0 264 264\" xmlns=\"http://www.w3.org/2000/svg\"><path fill=\"white\" fill-rule=\"evenodd\" d=\"M113 2H114V0H113ZM85 79H87V77H85ZM44 199L46 200L47 199V197H44ZM154 203H156V204H158L159 203V200H158V198L154 201ZM156 213H157V215H159L160 214V210H159V208H157L156 209ZM137 232H139V230H136ZM136 239L138 240L139 239V235H137L136 236ZM125 247H127L126 245H125ZM103 259V258H102Z\"/></svg>",
	"mask_w": 264,
	"mask_h": 264
}]
</instances>
